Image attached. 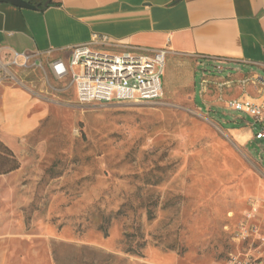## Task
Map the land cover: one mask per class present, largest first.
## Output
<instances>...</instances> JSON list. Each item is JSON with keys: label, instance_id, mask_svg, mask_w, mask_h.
I'll return each instance as SVG.
<instances>
[{"label": "rangeland", "instance_id": "rangeland-1", "mask_svg": "<svg viewBox=\"0 0 264 264\" xmlns=\"http://www.w3.org/2000/svg\"><path fill=\"white\" fill-rule=\"evenodd\" d=\"M10 70L42 117L17 137L0 127L20 164L0 176V264H55L53 248L110 264H264V138L228 108L259 96L263 69L166 57L161 100L135 104H80L38 70Z\"/></svg>", "mask_w": 264, "mask_h": 264}, {"label": "crops", "instance_id": "crops-1", "mask_svg": "<svg viewBox=\"0 0 264 264\" xmlns=\"http://www.w3.org/2000/svg\"><path fill=\"white\" fill-rule=\"evenodd\" d=\"M26 1L35 8L0 4V65L14 52L52 50L53 56L66 58L70 47L97 34L117 44L101 47L112 51L167 49V57L264 70V0ZM21 81L0 83V127L12 137L29 132L42 117L30 113L32 90ZM259 93L248 99L262 103L264 89ZM253 123L247 136L262 131Z\"/></svg>", "mask_w": 264, "mask_h": 264}, {"label": "built area", "instance_id": "built-area-1", "mask_svg": "<svg viewBox=\"0 0 264 264\" xmlns=\"http://www.w3.org/2000/svg\"><path fill=\"white\" fill-rule=\"evenodd\" d=\"M114 46L117 44L110 42L108 37L93 34L89 42L70 47L66 58L53 56L52 50L14 52L0 65V83L22 85L20 78L10 69L38 70L61 87L54 89L48 84L53 91L73 90L80 104L160 101L167 49L112 51L101 48ZM254 80L264 89V77L255 76ZM228 108L247 115L254 123L263 122L264 100L260 104L248 98L233 100L228 103ZM256 138L263 139L264 130L258 132ZM246 218L249 220L251 215L247 214ZM251 232L256 239L260 238L256 228ZM240 237L248 238L246 228L241 229ZM260 240L264 244V238ZM223 264L252 262L248 255H244L232 256Z\"/></svg>", "mask_w": 264, "mask_h": 264}, {"label": "trees", "instance_id": "trees-1", "mask_svg": "<svg viewBox=\"0 0 264 264\" xmlns=\"http://www.w3.org/2000/svg\"><path fill=\"white\" fill-rule=\"evenodd\" d=\"M20 164L13 151L0 140V176L8 175L19 168ZM55 264H110L111 255H100L88 248H73L68 253H60L53 248Z\"/></svg>", "mask_w": 264, "mask_h": 264}, {"label": "water", "instance_id": "water-1", "mask_svg": "<svg viewBox=\"0 0 264 264\" xmlns=\"http://www.w3.org/2000/svg\"><path fill=\"white\" fill-rule=\"evenodd\" d=\"M0 4H9L15 7L24 8V9H34L35 6H32L26 0H0Z\"/></svg>", "mask_w": 264, "mask_h": 264}]
</instances>
